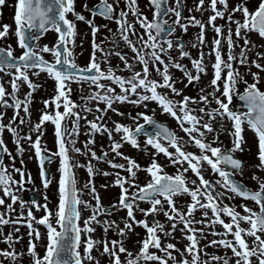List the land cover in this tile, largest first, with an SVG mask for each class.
<instances>
[{
  "label": "snow or ice",
  "instance_id": "6c2138e0",
  "mask_svg": "<svg viewBox=\"0 0 264 264\" xmlns=\"http://www.w3.org/2000/svg\"><path fill=\"white\" fill-rule=\"evenodd\" d=\"M5 4L6 0H0V8ZM120 5L121 0H96L90 6L84 0L78 11L76 0H15L14 27L9 23L0 24V206H3L0 240L7 245L0 249V264H6L5 258L12 264H101L100 258L104 256L108 258L106 264H264V176L258 174L264 172V90L258 86L262 79L260 71H264L261 63L264 51L259 49L264 48V43L258 44L251 38L254 33L264 41V0H235L231 4L230 0H193L188 12L203 15L207 11L210 14L206 20L195 15L185 16L184 0H173L172 4L168 0H148L146 7L151 8V18L141 10L138 0H123V7ZM84 12L89 15L85 16ZM169 14L175 19L171 20ZM97 16L115 22L120 39L134 54L131 58L116 49L115 41L108 46L103 40L96 41L100 27H107L95 22ZM217 19L225 23L218 24ZM77 21L87 24L92 34L90 56L84 65L76 58ZM136 24L143 32L137 31ZM189 26L198 27L191 43L198 48L196 57L186 50L188 45L183 35H174L177 27L186 34ZM208 27L214 32L207 50L209 56H214L209 61L212 74L197 89L196 95H190L184 88L199 84L201 74H208V65L204 63ZM49 30L57 34L54 42L41 44V38ZM225 44L226 58L222 55ZM80 45L82 49L83 38ZM16 47L20 49L19 54L15 53ZM173 50L177 56L171 54ZM249 53L254 55L249 58ZM45 54H50L52 59ZM112 56L119 58L116 66L110 62ZM180 58H189L191 67ZM136 64L140 67L136 68ZM241 66H246L244 72L240 71ZM252 66L260 71H251ZM172 68L182 73L179 77L182 87H176L178 80ZM125 71L129 75L121 74ZM41 73L53 80L54 94L42 99L43 108L36 109L38 115L33 121L31 104L33 92L42 87L38 82ZM248 75L252 77L251 82L245 79ZM4 76L9 79L4 80ZM105 80L109 83H104ZM73 83L81 88L78 98L83 100L82 104L71 98ZM85 84L89 85L86 95L82 93ZM113 85L118 86V92ZM22 86L27 91L20 95ZM235 98L239 103L233 104ZM148 102L174 118L187 140L165 122L158 121L155 109L133 114L113 106L126 103L148 109ZM8 107L13 109V114L5 122ZM109 110L130 122L112 120L110 126L104 119ZM82 114L87 139L81 148L75 145ZM46 122L54 126L55 151L42 146ZM148 126L150 131L146 130ZM245 127L255 138L257 162L248 166L255 169L250 173L255 187L238 179L245 172L244 159L236 156L237 152L246 150ZM5 131L18 153L25 151L22 140L34 150L39 162L42 202L36 198L26 201L19 195L35 181L23 168L5 164L4 154L13 159L3 138ZM33 133H36L34 138ZM98 133L106 134L109 141L107 148L100 146V153L91 147ZM223 133L228 134V146L220 140ZM140 136L143 142L138 139ZM125 143L147 155L148 162L141 165L120 151ZM187 144L194 145L197 151L188 150ZM70 151L88 157L87 161L76 160L69 155ZM160 154L166 158V164L158 160ZM116 157L123 162H116ZM53 160H57V177L46 167ZM93 160H103L118 171H101ZM168 166L175 172L166 171ZM79 167L86 169L87 179L78 187L74 168ZM139 171L148 176L143 183L139 181ZM13 172L18 173L19 179ZM189 172L195 178L188 176ZM97 174L114 177L102 187H119L111 205L101 202L93 179ZM53 179L56 180V201L49 207L47 190ZM84 195L89 198L84 199ZM183 195L190 199L178 202L176 198ZM236 198L240 201L238 205L232 203ZM141 202L149 206L141 208ZM17 203L20 210L13 217ZM34 210H42L43 214L37 217ZM120 210L125 211L123 217L110 218ZM137 211L142 213V218H137ZM197 211L199 218L195 215ZM84 212L88 214L83 215ZM160 212L164 221L156 219ZM198 224L201 227H196ZM216 224L222 226L221 231L216 230ZM6 225L11 226L7 233L4 232ZM19 225L27 227L28 240L26 248L16 250L15 244L21 242L23 235L15 234L19 233ZM36 225H42L46 231L41 233ZM97 226L102 229L101 237L93 235ZM135 226L145 229L142 237L134 232ZM109 230L118 238H109ZM177 230L180 237L175 236ZM206 233L219 238L208 239ZM132 234L138 239L129 248L126 242L132 239ZM181 238L187 241L183 248L172 242ZM41 239L45 241L39 245L43 248L42 255L37 251ZM201 240L207 242L201 244ZM209 246L221 247L224 253H209Z\"/></svg>",
  "mask_w": 264,
  "mask_h": 264
},
{
  "label": "rangeland",
  "instance_id": "374dc122",
  "mask_svg": "<svg viewBox=\"0 0 264 264\" xmlns=\"http://www.w3.org/2000/svg\"><path fill=\"white\" fill-rule=\"evenodd\" d=\"M235 0H230V4L231 3H234ZM14 3H15V0L13 1V8H14ZM6 11H3L0 15V20H5L6 18L10 19V14H9V10H7V8L5 9ZM207 13L206 15L203 16V18L201 17V19L203 20H206L207 16L210 14L209 12H205ZM216 23L218 24H223L225 23L224 20L222 19H217ZM83 31H79L78 32V35L76 36V50L78 51L77 47H78V44L80 43L81 41V38H83V46H82V51L80 52V55L81 56H84L85 58H89L90 56V52H91V44L88 43L89 40H90V34L87 32L85 35L82 34ZM198 33V27H194L191 29V31L187 32V36H188V39L191 40V43H192V40L194 39V37L196 36V34ZM179 35V34H178ZM57 34L53 31V30H50L48 31L42 38H41V44L43 43H49V45H51L55 38H56ZM214 36V32L212 31V29L210 27L206 28V32H205V38H206V41H207V48L205 47V61H210V60H213L214 57L213 56H209L207 54V50L208 48L211 47V39L212 37ZM253 40H255L258 44L259 43H264V41H261L260 38L258 37V35H253ZM121 41V40H120ZM118 40V42H120ZM14 43V41H13ZM241 43H243L241 41ZM15 47V45H14ZM117 50H122L123 53H127V45H125V43H120L118 47H116ZM227 51V49H226ZM20 52V49L18 47L15 48V53L16 54H19ZM191 54L193 56H197L198 55V48L196 47H192V50H191ZM226 54V52H225ZM97 55L99 56L100 53L98 52ZM46 57L48 58H52L50 54H45ZM116 58L115 59H111L110 62L111 64H117L118 61H119V58L117 56H115ZM131 57V55H130ZM264 60H261V63H263ZM209 66V65H208ZM245 71V69H244ZM243 71V72H244ZM122 75H129L128 72H122L121 73ZM211 74L212 72L208 73L207 75H205L202 79H200V83L198 85H195L193 87H191V90L189 92H187L188 94L190 95H196L197 94V89L199 87H201L203 84L207 83L208 80L210 79L211 77ZM44 74H40L39 76V79H38V82L41 83L42 85L44 84H47V82L44 80ZM175 77V76H174ZM177 78V77H175ZM33 79H36L35 77ZM104 83H109L108 81H103ZM177 85V84H176ZM49 86H51L52 88H54V83L52 84H49ZM94 87V86H93ZM113 87L115 88V90L118 92L119 91V88L118 86L116 85H113ZM6 88H8V90L10 91V87L9 86H6ZM25 88V86H22L21 89H20V93H22L23 89ZM88 88H89V85L85 84L83 85V89H82V93L84 95L87 94L88 92ZM207 91V89H206ZM76 94V96L73 97L72 94ZM219 94V93H218ZM81 95V88L80 86H78L76 83H73L72 84V93H71V98L73 100H75L77 102V104H82L83 103V100L78 98L79 96ZM170 95V94H169ZM172 95V94H171ZM170 95V96H171ZM176 99H180V97H176ZM92 103H96V101H92ZM114 107H117L119 108L121 111H131L133 114H135V112L137 111H141V110H145V111H150L152 109H155V116L163 119V120H166L169 124H172L174 126V128L176 129L177 131V134L181 137H183L185 140H187V136L183 133L182 130H180L174 123L176 122L174 118L170 117L169 115L167 114H163L161 113L160 109L157 107V105L153 102H148V109H143L142 106H133V105H130V104H114L113 105ZM213 107H215V104L212 105ZM33 107H37V108H43V104L41 102H39L37 99H34L32 104H31V113L33 112ZM100 107L103 108L104 107V104L101 103L100 104ZM79 110V109H77ZM242 110V109H241ZM13 114V109L11 107H8L6 110H5V122H7V119L10 118ZM93 116V113H89L88 114V118L91 119ZM108 117H111V119H108ZM105 120H107L108 124L111 126L112 124V120H122L123 121V117H120L118 115H116L115 113L111 112V110H109V112L107 113V115L105 116L104 118ZM123 122H130V121H123ZM226 125H227V121H225ZM79 124H80V132L78 134V137H77V140H76V147H83V144H84V141L87 139V136H86V133H85V123H84V119H83V114H82V118L81 120L79 121ZM215 126V125H214ZM46 127H50L48 125H46ZM24 131H27V127H25ZM247 131V133H246ZM247 134V135H246ZM36 133H33V138L35 137ZM114 138L116 137V134L114 133ZM244 135L246 137V140L248 141L249 140V136L251 137V130H248L246 127H245V132H244ZM46 141V143L49 145V146H52V142L54 141V133H49L47 135H45L43 133V136H42ZM3 138L7 144V146L9 147V150L10 148L12 147V139L10 137V134L5 131L3 133ZM209 139H211V136L208 137ZM95 145H91V147H94L95 150L97 151V153H100L101 151V148L100 146L101 145H104L105 148H107L109 146V141H108V138H107V135L106 134H96L95 137ZM220 140L226 145L228 146L229 144V137H228V134L227 133H223L220 137ZM22 140L21 141V144L24 145L25 143H27V141H24ZM187 149L188 150H193L194 148V145H191V144H187L186 145ZM25 150L27 151L24 156H23V159L22 160H25L26 163L30 166H32L33 168H35V162H34V154H33V150L30 149V146L27 145L25 147ZM120 151H123L124 153H126L127 155L129 156H132L133 158L137 159L138 162L143 165V164H146L148 162V159L149 157L147 155H145L143 152L139 151L138 149L132 147L130 144L128 143H125L122 145V148L120 149ZM71 156H74L76 160H79L80 162H86L88 157L82 155V154H75V153H72ZM108 156L109 158H112L113 157V154L111 152L108 153ZM14 157V155H13ZM158 160L161 162V163H167L166 161V158L160 154L158 155ZM7 159V158H6ZM116 162H123L119 157H116ZM6 162V160H5ZM94 166L97 167L98 169H100L101 171L102 170H105L107 169L108 171L110 172H114V171H118V169H113L110 165H108L107 163H105L103 160L101 161H95L93 160L92 161ZM249 162V165L253 163H256L257 161L256 160H248ZM8 165H15V167L18 166V160H15V157L12 160H9L8 158V162H7ZM52 166V174L54 177H57L58 176V173L56 171L57 169V162H54L51 164ZM249 167H247L246 171L244 172V182L245 183H249L248 182V177L246 176L248 173H249V170H248ZM76 170V175H77V179H78V187L81 186L83 184V182L87 179V172H86V169L84 167H79V168H75ZM166 171H168L169 173H174L175 172V169L172 167V166H168L166 169ZM9 171H11V167H9ZM25 171L26 172H30L32 174V176L35 174V170L32 169V168H28L27 170V167H25ZM126 175V173H124ZM13 175L18 179L17 175L18 173H15L13 172ZM138 177L140 180L141 183L145 182L146 179L148 178V176L146 175L145 172L143 171H139L138 172ZM114 177L113 176H103V175H100V174H97L94 176V183L95 185L97 186V189H98V192H99V195H100V198H101V202L103 205L107 206V205H111L112 204V201L114 199L117 198L118 196V193H119V187L118 186H110V187H107V188H104L102 187L101 185L103 184H109L110 181L113 179ZM34 181H35V185H38L40 182H39V179L38 177L37 178H33ZM52 186H55L56 187V180L53 179L52 181ZM85 192H87V189H85ZM27 197H28V193H27ZM183 197V196H181ZM84 199H88V195H84L83 196ZM178 202H184V201H188L190 198L189 196H186L184 195V198H180L177 197L176 198ZM54 204V202H53ZM149 205L147 202H141L140 203V207L141 208H147ZM165 207H167V205H165ZM37 213H40V215L43 214V211H36ZM140 213V212H139ZM88 212H84L83 215H87ZM125 215V211L124 210H120V211H117L115 213H112L111 215V219H117L118 217H123ZM196 217L199 218L200 217V212L197 211L195 213ZM157 218L158 220L160 221H164L165 220V217L163 215L162 212L160 213H157ZM37 227H41L42 228V233H44L46 231V229L41 225H36ZM168 225H165V227H167ZM134 232L135 233H139L140 234V237H142L144 235V232H145V229L141 226H135V229H134ZM15 234H19V233H15ZM177 234V233H175ZM95 237H101L102 236V229L97 226L96 227V232L93 234ZM107 236L109 238H118L115 236V233L111 230L108 231L107 233ZM179 236H181V233L179 234ZM135 239H138V237H136L134 234H132V239H129L127 242H126V246L129 247V248H133L134 247V240ZM27 240L28 238L25 240V243H23L22 245H20L19 247H22L23 248H26V245H27ZM45 243V241L43 239H41V241L39 242L38 246H37V250L39 251V253L42 255L43 254V248L40 247L39 245L40 244H43ZM187 243V241L185 242V244ZM200 243H202V240L200 241ZM15 247H16V250H21L17 244H15ZM155 250V249H153ZM97 253L95 250H93V256H96ZM122 258H123V254H122ZM27 256H25V261H27ZM107 256H104V257H101L100 260H101V264H106V261H107ZM177 259H179V254H177Z\"/></svg>",
  "mask_w": 264,
  "mask_h": 264
},
{
  "label": "flooded vegetation",
  "instance_id": "af4514ba",
  "mask_svg": "<svg viewBox=\"0 0 264 264\" xmlns=\"http://www.w3.org/2000/svg\"><path fill=\"white\" fill-rule=\"evenodd\" d=\"M13 1L14 0H6V4L4 5V6H2V8H0V15H1V13L3 12V11H6L5 9L7 8V10H9V14H10V19H8V18H6L5 20H0V24H3V23H9V24H13V20H12V16H13V13H14V8H13ZM96 2V0H88V4L91 6L93 3H95ZM168 2H169V4H172L173 3V0H168ZM138 4H139V6H140V8H141V10H143L148 16H149V18H151V8H149V7H146V5L148 4V0H138ZM121 7H123V0H121V5H120ZM193 6V0H184V7H183V13H184V15L185 16H187V15H195V16H197V15H199L200 13L199 12H195V11H193L192 13H189L188 12V8H191ZM76 9L79 11L80 10V6H79V1L78 0H76ZM86 13V16H88L89 15V13L88 12H85ZM70 15V14H69ZM70 18H71V15H70ZM169 18L171 19V20H174L175 19V17H174V15H172V14H169ZM129 19H133L132 17H129ZM95 22L97 23V24H101V25H107V27H100V29L99 30H101V29H105L106 31H109V29H111V31L112 30H117V25L115 24V22L113 21V20H104V19H102V18H100L99 16H97L96 18H95ZM76 23H79V24H81L82 25V27L84 28V29H86V28H89V26L87 25V27H85V23L84 22H82V21H77ZM13 27H14V24H13ZM136 29H137V31L138 32H143V29L140 27V25L139 24H136ZM178 30H180L178 27H177V30H176V32L178 31ZM110 32V31H109ZM9 39H12L11 37H9ZM260 51H264V48H261V49H259ZM173 56H174V50L172 51V53H171ZM254 55V53H249V58H251L252 56ZM181 59V62L183 63V61H182V59L183 58H180ZM236 65H235V63H234V67H235ZM244 69L246 70V66H241L240 67V71L241 72H243L244 71ZM251 71H260L259 69H256L254 66H252L251 67ZM0 75H2V74H0ZM260 75H261V77H262V79H261V82H260V84L258 85L262 90H264V71H260ZM3 79H9V77H7V76H4L3 77ZM245 79H247L249 82H251V79H252V77L250 76V75H248V76H245ZM240 89L242 90L243 89V87H244V85H243V83H241L240 84ZM37 118V117H36ZM36 120V119H35ZM68 127H69V130H70V128H71V118H69V120H68ZM49 131L50 130H48V132L46 131V130H44V134H48L49 133ZM45 132H47V133H45ZM46 141L47 140H45L43 137H42V146H46V148L48 149V150H50V149H52L51 151H55L56 149H55V144H54V141L52 142V146H49L47 143H46ZM24 142V141H23ZM25 143V142H24ZM12 144L15 146V144H14V142L12 141ZM23 147H24V149H25V147H26V144H24L23 145ZM9 148V147H8ZM27 151L25 150L22 154L21 153H18L17 151H16V153L17 154H19V157L17 156V158L20 160V161H18V163H21V161H23V169L25 170V167H28V168H30V165H28L27 163H26V161L25 160H22L23 159V156H24V154L26 153ZM15 153V154H16ZM248 152H246L245 154H247ZM69 155L71 156L72 155V152L70 151L69 152ZM7 158V157H6ZM255 159H256V157H255ZM5 160V159H4ZM7 162H8V158L6 159V162H5V164H7ZM52 164V163H51ZM51 164H49V169L51 170V172H52V166H51ZM35 174L32 176L33 178H37L38 177V170H39V164L36 162V164H35ZM239 178H241V177H238V179ZM249 180H250V186H252V187H255V181L254 180H252V179H250V175H249ZM40 185H41V183H39L38 185H35V184H29V185H27L23 190H21L20 192H19V195L24 199V200H30L31 199V195L33 194V196H34V198H36L38 201H40V202H42V192H43V189L40 187ZM32 188H35L36 189V191L35 192H33V191H31V189ZM48 195H49V197H50V204H49V207H53L54 206V204H53V200L55 201V192H54V187L52 186V184H51V186L48 188ZM27 193H28V197H27ZM249 204H251V201H247ZM238 205V204H237ZM3 206H0V208H2ZM14 207L16 208V212H13L11 215L13 216V217H15L16 215H17V213L19 212V204L17 203V204H15L14 205ZM237 210H241V209H237ZM27 211V208H25V212ZM34 214L35 215H38L39 213H37L35 210H34ZM136 214V216L138 217V212H136L135 213ZM196 227H201V225H196ZM215 228H216V230L217 231H221L222 230V226L221 225H219V224H216L215 225ZM206 235L208 236V239H217L218 237H213L211 234H208V233H206ZM23 238V237H22ZM250 239V238H249ZM181 240L182 241H185L186 239H183V238H181ZM207 241H205V240H202V243L201 244H205ZM182 244V243H181ZM181 244H179V245H181ZM207 251L209 252V253H215V254H219V255H221L220 254V252H219V247H216V248H213V247H211V246H209L208 248H207ZM229 253H230V250H229ZM6 259V261H8L7 260V258H5Z\"/></svg>",
  "mask_w": 264,
  "mask_h": 264
},
{
  "label": "water",
  "instance_id": "95a60500",
  "mask_svg": "<svg viewBox=\"0 0 264 264\" xmlns=\"http://www.w3.org/2000/svg\"><path fill=\"white\" fill-rule=\"evenodd\" d=\"M237 99H238V98H237ZM146 130L150 131V130H151V126H150V127H148V128H146Z\"/></svg>",
  "mask_w": 264,
  "mask_h": 264
}]
</instances>
